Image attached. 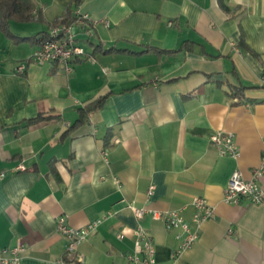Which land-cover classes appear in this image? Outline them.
<instances>
[{
    "label": "crops",
    "instance_id": "crops-1",
    "mask_svg": "<svg viewBox=\"0 0 264 264\" xmlns=\"http://www.w3.org/2000/svg\"><path fill=\"white\" fill-rule=\"evenodd\" d=\"M30 1L43 19L19 22L44 25L38 33L76 8V0ZM223 1L229 10L220 0H80L74 12L108 24L92 36L77 30L93 59L69 71L32 61L38 42L0 30V254L22 244L21 264H127L141 225L156 264H264V201H224L232 173L251 179L264 152V0ZM185 42L193 49L180 50ZM110 48L121 51L103 52ZM103 96L68 132L79 109ZM41 114L49 118L27 122ZM217 131L235 134L238 157L211 142ZM194 196L215 217L175 260L183 234L130 206L185 208L191 220ZM61 216L76 227L101 220L78 247L81 263L67 253Z\"/></svg>",
    "mask_w": 264,
    "mask_h": 264
},
{
    "label": "built area",
    "instance_id": "built-area-1",
    "mask_svg": "<svg viewBox=\"0 0 264 264\" xmlns=\"http://www.w3.org/2000/svg\"><path fill=\"white\" fill-rule=\"evenodd\" d=\"M76 18L71 24H57L51 27L49 37L44 40L32 55V61L37 63H61L65 69H71V63L79 58L87 57L85 49L78 44L77 30L84 31L92 36L99 23L108 24L107 20H95L79 10L75 12ZM27 64L23 63L17 67L19 73H24ZM264 81V80H263ZM213 142L223 155L238 157L240 147L233 132L217 131L210 136ZM16 169H24L19 165ZM264 173V152L261 165L253 170V177L245 179L242 172L235 170L232 173L229 184L225 190L224 201L230 204H238L248 198L253 203L259 204L264 201V189L259 184V179ZM4 176V173L0 174ZM154 192V186L148 191V198ZM194 211L191 220H186L182 212L185 208L177 210H159L131 205V209L138 219L144 218L147 214L155 220L162 221L169 230L180 231L184 238L181 244L173 253V259L180 257L186 250L191 248L200 238L202 225L205 221L215 217L214 207L202 196H194L191 200ZM101 222L90 223L86 227L71 225L65 216L58 218V229L67 238V253L72 260L83 261V257L77 253L78 247L84 242L91 231ZM135 237L134 251L127 256V264H156V246L151 233L143 226H139L133 232ZM118 238L124 239L125 233H119ZM180 236V233L178 234ZM26 248L24 245H17L5 250L0 254V264H21Z\"/></svg>",
    "mask_w": 264,
    "mask_h": 264
},
{
    "label": "trees",
    "instance_id": "trees-1",
    "mask_svg": "<svg viewBox=\"0 0 264 264\" xmlns=\"http://www.w3.org/2000/svg\"><path fill=\"white\" fill-rule=\"evenodd\" d=\"M76 8L79 6L80 4V0H76ZM221 5L223 6V8L225 10H229V7L225 4V2L223 0H220ZM69 9L68 11V16L65 18H62L60 20H57L53 23L54 25L57 24H61V23H65V24H71L75 18V9ZM74 12V13H72ZM12 19H16L18 21L21 22H29V21H34V20H41L43 19L42 17V12L41 10H37V12H34V7L33 4L31 3L30 0H0V30L6 34L8 37H10L14 42L18 43V42H22V41H32V42H38L39 44H41L44 40H46V38L49 37V32L45 31V32H40L36 35H32V36H27V37H23V36H18L16 34H14L11 30L10 27V21ZM242 43H244L242 41ZM181 49H193V44L189 43V42H185L182 44ZM97 50H101L100 45L96 46L95 51ZM121 51V50H117V49H103L104 53H110L113 51ZM148 50H155L158 52H173V51H168V50H161V49H157V48H147L144 51H148ZM131 52V51H130ZM134 53H141V52H134ZM106 99V96L100 97L97 100L93 101L90 104H87L86 106L82 107L79 109V117L76 120V122L69 128L68 132L73 130L74 128L78 127L79 125L83 124L85 121L88 120L89 115L91 114L92 111H94L95 109L101 107L104 104V101ZM49 118L48 116H44V115H39L36 118H32L27 120L28 123H35L38 121H41L43 119Z\"/></svg>",
    "mask_w": 264,
    "mask_h": 264
},
{
    "label": "rangeland",
    "instance_id": "rangeland-1",
    "mask_svg": "<svg viewBox=\"0 0 264 264\" xmlns=\"http://www.w3.org/2000/svg\"><path fill=\"white\" fill-rule=\"evenodd\" d=\"M40 26L44 27V25H38V24H25L21 23L19 21L13 20L12 21V30L15 32L20 33H30V34H36L38 33ZM47 28V26H45Z\"/></svg>",
    "mask_w": 264,
    "mask_h": 264
}]
</instances>
